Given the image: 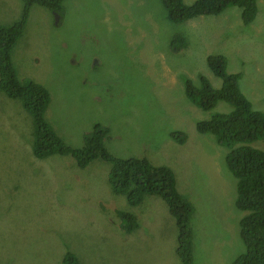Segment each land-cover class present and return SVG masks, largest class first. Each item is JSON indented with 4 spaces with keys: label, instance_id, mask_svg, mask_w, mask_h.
Listing matches in <instances>:
<instances>
[{
    "label": "rangeland",
    "instance_id": "rangeland-1",
    "mask_svg": "<svg viewBox=\"0 0 264 264\" xmlns=\"http://www.w3.org/2000/svg\"><path fill=\"white\" fill-rule=\"evenodd\" d=\"M257 1L258 16L245 25L238 7L175 24L162 0H64L59 13L0 0L1 29L22 24L11 64L19 78L48 90L45 118L67 146L83 147L100 124L110 131L105 143L115 157L174 171L194 207V264H232L245 248L239 222L247 213L235 204L228 150L197 131L233 107H197L184 77L200 86L204 76L222 88L207 59L223 55L228 72L242 74L253 109L264 113V0ZM176 35L187 39V50L172 46ZM35 125L20 99L0 91V264H63L68 251L81 264H181L178 228L161 198L130 207L113 193L110 165L100 159L84 170L70 156L38 160ZM176 131L187 136L184 145L172 139ZM121 211L134 214L139 228L123 231Z\"/></svg>",
    "mask_w": 264,
    "mask_h": 264
},
{
    "label": "trees",
    "instance_id": "trees-1",
    "mask_svg": "<svg viewBox=\"0 0 264 264\" xmlns=\"http://www.w3.org/2000/svg\"><path fill=\"white\" fill-rule=\"evenodd\" d=\"M28 6L38 4L51 12L59 13L64 0H24ZM171 23L179 24L200 16H217L229 7L241 9L242 22L252 24L259 13L257 0H197L191 5L184 0H162ZM22 24L0 27V91L11 99H20L26 111L36 120L34 142L31 145L38 160L52 155L70 156L75 159L78 169H86L100 159L110 165L109 184L113 193L124 196L130 207L140 206L146 196L161 198L174 217L177 228L176 254L181 264L195 262V232L192 226L194 207L177 187L174 171L169 166H156L147 159L118 158L106 147L105 137L110 133L107 127L98 124L94 131L85 135L81 148H71L51 129L45 118L50 104V94L45 87L31 79L17 76L9 59L10 47L14 45ZM176 51L188 49V41L176 35L172 41ZM207 63L215 76L223 81L220 89H214L210 81L201 76V85L196 86L184 77L186 96L197 107L212 111L220 102L233 107L229 113H216L210 120L200 122L197 131L213 135L217 143L228 150L226 165L235 177L238 210L246 212L240 222V239L245 248L232 264H264V150L256 148L264 142V113L253 109L251 101L240 88L241 73L230 74L228 61L223 55H211ZM160 65V69L164 67ZM156 66V67H157ZM158 101L159 98L157 97ZM35 125V126H36ZM172 139L184 145L187 136L176 131ZM258 143V144H257ZM122 220L121 229L132 233L139 228L134 214L128 211L118 213ZM217 241V240H216ZM241 242V246L242 245ZM209 243H211L209 241ZM63 264H81L77 256L67 252Z\"/></svg>",
    "mask_w": 264,
    "mask_h": 264
},
{
    "label": "clouds",
    "instance_id": "clouds-1",
    "mask_svg": "<svg viewBox=\"0 0 264 264\" xmlns=\"http://www.w3.org/2000/svg\"><path fill=\"white\" fill-rule=\"evenodd\" d=\"M196 1H197V0H196ZM193 3H194V2H193ZM193 3H192V4H193ZM190 5H191V4H190ZM200 17H201V16H200ZM197 18H198V17H197ZM191 20H192V19H191ZM188 21H189V20H188ZM227 71H228V70H227ZM228 73H229V72H228ZM230 74H235V73H230Z\"/></svg>",
    "mask_w": 264,
    "mask_h": 264
},
{
    "label": "water",
    "instance_id": "water-1",
    "mask_svg": "<svg viewBox=\"0 0 264 264\" xmlns=\"http://www.w3.org/2000/svg\"><path fill=\"white\" fill-rule=\"evenodd\" d=\"M55 15H56V16H58V14H57V13H55Z\"/></svg>",
    "mask_w": 264,
    "mask_h": 264
}]
</instances>
